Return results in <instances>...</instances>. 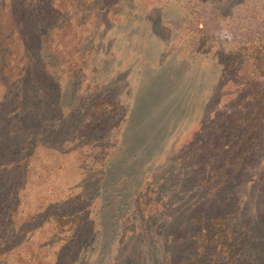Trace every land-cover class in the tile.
<instances>
[{
    "label": "rangeland",
    "instance_id": "obj_1",
    "mask_svg": "<svg viewBox=\"0 0 264 264\" xmlns=\"http://www.w3.org/2000/svg\"><path fill=\"white\" fill-rule=\"evenodd\" d=\"M113 1L68 2L69 15L54 24L72 25L51 28L42 46L51 55L38 48V62L23 70L24 94L34 75L57 80L56 92L47 82L51 131L37 128L41 87L16 113H0V264H164L190 252L189 237L169 241L171 231L189 229L198 209L218 210L193 161L234 99L227 55L249 0ZM9 61L1 77L13 84L25 61ZM96 96L114 105L104 104L92 127ZM257 153L229 200L240 207L245 264H264V150ZM146 195L155 202L145 204ZM61 209L79 220L57 232Z\"/></svg>",
    "mask_w": 264,
    "mask_h": 264
},
{
    "label": "trees",
    "instance_id": "obj_2",
    "mask_svg": "<svg viewBox=\"0 0 264 264\" xmlns=\"http://www.w3.org/2000/svg\"><path fill=\"white\" fill-rule=\"evenodd\" d=\"M60 1L62 6L67 8L61 10L56 7L55 0H0V79H4L3 86L6 91L0 100V113L11 110L16 113L19 103L28 99L31 92H36L40 87L39 115L44 117V109L53 105L50 102L52 97L47 82L52 84L51 87L56 92L58 84L56 79H52L54 74L49 76L43 72L38 79L37 75H34L36 84L34 83L35 85L30 89L31 92L24 94L22 85L26 75L23 70L27 63L38 62V48L43 51L44 58V54L51 55L50 45L46 48L42 47L49 38L51 39V28L66 30L72 25L70 18H67L64 24H54V18L59 14H63L64 17L69 15L68 2L92 4L97 7L116 3L115 1L111 3V0H104L102 4L98 2L99 0ZM78 11L83 12L84 8L80 7ZM247 11L244 12L245 17L234 20L235 32L239 34L233 37L234 43L230 41L232 46L227 55L228 66L233 71L234 99L226 115L218 117L216 113L215 121L207 128L214 133L205 141V149L200 150L193 161V165L198 167L203 175L204 189L212 192L213 196H218L216 201L218 210L210 212L204 208L198 209L192 214V226L189 229L183 232L172 230L168 236L169 241L178 240L183 236L189 237L187 246L190 252L169 259L164 264H245L246 262L242 257L246 252V237L238 230V224L235 223L240 207L236 202H232V199L229 200L233 187L259 157L258 148L264 150V0H249ZM14 54L16 58L18 56L25 61V66L12 84L1 75L6 73L5 70L11 63L9 59ZM104 104L114 105L110 99L103 100L98 96L93 98L92 107L95 110L91 113L93 119L89 122L90 126H97V119ZM23 107L28 109L26 104ZM55 119V115L52 120L47 117L39 119L37 128L51 131L55 126ZM80 134L84 135V138L87 137L84 131ZM260 180H264V176ZM143 197L145 204L155 202L149 195ZM55 218L58 221L57 232H61L65 230L67 224L78 221L79 214L67 216L61 209L60 212H55ZM123 221L126 231L135 233V228H129L131 219L124 218ZM139 236L142 237V234L139 233ZM134 261V264H141L140 261L143 260L137 258V261L132 260Z\"/></svg>",
    "mask_w": 264,
    "mask_h": 264
},
{
    "label": "flooded vegetation",
    "instance_id": "obj_3",
    "mask_svg": "<svg viewBox=\"0 0 264 264\" xmlns=\"http://www.w3.org/2000/svg\"><path fill=\"white\" fill-rule=\"evenodd\" d=\"M56 219V218H55Z\"/></svg>",
    "mask_w": 264,
    "mask_h": 264
}]
</instances>
